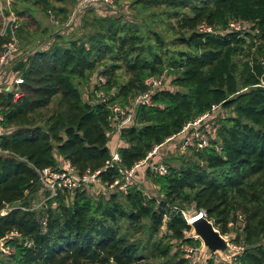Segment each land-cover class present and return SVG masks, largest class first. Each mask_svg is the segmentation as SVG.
I'll list each match as a JSON object with an SVG mask.
<instances>
[{
  "label": "trees",
  "instance_id": "1",
  "mask_svg": "<svg viewBox=\"0 0 264 264\" xmlns=\"http://www.w3.org/2000/svg\"><path fill=\"white\" fill-rule=\"evenodd\" d=\"M22 1L61 17L65 28V5L77 0ZM114 6L102 15L87 11L71 33L57 31L45 50L20 60L21 97L0 92V127L8 132L0 137V241L12 249L0 252V264H190L184 246L201 242L186 236L189 210L203 212L222 236L235 233L231 243L242 251L232 264H264V0H135L128 9L151 11L141 23ZM232 21L247 28L230 31ZM5 34L0 45L10 40ZM96 74L104 79L99 87ZM161 76L169 87L118 130L122 145L112 162V106L126 108L145 80ZM89 85L94 96L85 100ZM216 105L232 115L217 119L209 148L149 159L166 166L164 176L143 166L126 194L94 198L84 190L48 199L41 192L44 201L35 203L38 171L67 161L76 174L100 171L110 184ZM141 170L157 197L144 192Z\"/></svg>",
  "mask_w": 264,
  "mask_h": 264
},
{
  "label": "built area",
  "instance_id": "2",
  "mask_svg": "<svg viewBox=\"0 0 264 264\" xmlns=\"http://www.w3.org/2000/svg\"><path fill=\"white\" fill-rule=\"evenodd\" d=\"M114 3L115 0H77L69 15L68 22L65 25L67 30L66 32L73 29L78 23L79 19L87 11L94 10L95 13L99 15H102L101 13L105 11H115ZM55 23L57 24V21H55ZM5 28L3 35L7 30H9L10 40L8 43L2 45V52L0 53V92L11 93L14 100H16L21 97L19 85L22 84L23 80L20 73L18 71H10L9 82L5 86H3L2 79L8 63L13 61L14 58L19 55L16 36V32L19 28L17 19L12 17L7 22ZM246 28L247 26L240 21H232L228 25V29L230 31L237 33H242ZM200 30L211 32L210 28L203 26L200 27ZM62 34H64V32H62ZM46 48L47 46L45 49ZM20 58L21 57H19L18 60H22L24 62L27 59V57H24L23 59ZM93 81L97 87L104 84V79L99 77L97 74L94 75ZM170 81L171 80L166 78V76H161L159 79L153 77L148 78L144 82L146 90L136 95L126 108H121L117 105L112 106L113 122L116 128L119 130L122 127L132 126L136 109L140 106H152V96L155 94V92L169 87ZM97 98H99L101 101H105L104 95L101 92L97 93ZM225 110L226 109H223L221 105L212 106L209 112L186 124L180 133L170 137L162 145L154 147L146 159L135 164L131 169H120V177L110 184L101 182L98 177L100 171H96L94 173L87 171L82 175L76 174L74 169L67 161L62 162L58 170H52L49 168L40 170L38 171L39 182L41 186L40 193L46 192L48 194V199L54 198L59 193H73L75 191L84 190H87L94 198H97L101 195L109 196L112 193L126 194L129 188L137 185V169L143 166H148L150 173L155 176H164L166 174V166L162 163L155 164L152 161H149L150 158L155 156L164 157L167 154H186L191 150H203L209 148L211 138L217 125L215 124V121H217V119L225 118ZM208 123L212 126H209ZM6 133L8 132L0 127V137ZM0 154L5 153L0 149ZM117 161H119L118 155L117 153H114L112 162ZM200 247L201 249H205L202 243ZM3 248H5L4 242L0 241V250L5 252ZM237 249L239 250V253H241L242 248L238 247ZM184 251L186 253V257H188L189 254L191 256L194 254V252L196 253V251L191 247L190 249L186 248ZM205 251L207 253L206 249ZM208 255L210 256L211 254ZM236 256L233 257V261L235 260ZM208 260L209 259H204L202 264H208Z\"/></svg>",
  "mask_w": 264,
  "mask_h": 264
},
{
  "label": "rangeland",
  "instance_id": "3",
  "mask_svg": "<svg viewBox=\"0 0 264 264\" xmlns=\"http://www.w3.org/2000/svg\"><path fill=\"white\" fill-rule=\"evenodd\" d=\"M15 1H17V4L13 5V2ZM116 1H117V5L119 7L121 6V8L119 9L121 11L118 10V12H121L122 15H127L129 17L133 15V19L137 23L138 22L141 23L140 20L144 18L146 15H148L149 13H151V11L145 12L141 10L139 7H136V9L133 8V10L128 9L127 7L131 5L135 0H116ZM65 6L69 9V15H70L74 6L71 5L70 3H66ZM25 9H29V11L26 12ZM24 10H25V16H22V17L17 16L16 11L21 13ZM129 11L131 12V15ZM121 14H117V15H121ZM135 15H137V17H135ZM12 17H15L19 23V28L16 32L17 42H18L17 48H18L19 55L16 56L13 61H10L8 65L6 66V71H4V75L2 79L3 86L8 84L9 72L14 71L15 67L19 63L18 62L19 57H21L20 59H23L24 57H27L34 51L45 50L47 43L51 41L52 35L56 34L57 31L59 30H60L59 32L63 31L64 32L63 35L68 34L69 32L68 31L67 33H65L67 31L66 28H63L62 24H60L59 19H61V17L54 19L55 21L58 20L56 24L55 21L53 20L55 15L53 14H49V16L47 14L45 15L41 13L37 8H32L29 3H24L22 0H19V1L18 0H0V36L6 35V34L3 35L4 28L7 22ZM80 20L81 18L79 19V21ZM73 34L74 32H72V34H70L69 36ZM1 52H2V45H0V53ZM166 78L168 77L166 76ZM82 92L84 94L85 100H87L89 96H94L93 90L90 85L87 87H83ZM95 99H96V94H95ZM229 115H232L231 110H225L224 117L227 118V116ZM215 124H218V121H215ZM208 125L212 126L209 123ZM139 181L140 183L143 182L142 184H145L144 192L146 193L147 196L149 197L158 196L156 190L153 189L154 188L153 184L147 179L145 170L140 171ZM39 201L40 202L44 201V196L41 193H39V195L37 196V201H35V203H38ZM197 213L199 212L194 211V210H189L184 213V216L187 219V222L189 224L191 223L190 221L192 217L196 216ZM1 214H5V212H2ZM186 236L187 237L195 236L193 233V229H192V232L187 233ZM234 237H235L234 232H232L228 236H223L224 240L228 243V247H229L226 253L217 252L216 254L209 256L208 255L209 253L208 252L206 253L205 249H201L200 247L198 250L195 249L196 253L194 252L193 255L190 256L189 254L188 257H186L185 256L186 253L184 250L186 248L190 249V247L184 246L183 257L184 259L188 260L190 264H202L204 259L210 260L212 258L216 261H220L222 264H232L233 257L239 253V250L237 249L238 247L234 246L231 243V239H233ZM3 250L5 252H3L2 250H0V252L3 253L5 256H8L12 252V249L10 248H3Z\"/></svg>",
  "mask_w": 264,
  "mask_h": 264
},
{
  "label": "water",
  "instance_id": "4",
  "mask_svg": "<svg viewBox=\"0 0 264 264\" xmlns=\"http://www.w3.org/2000/svg\"><path fill=\"white\" fill-rule=\"evenodd\" d=\"M190 222V226L192 227L193 233L195 235L194 237L199 239L209 254L213 255L217 252H227L229 248L228 243L215 229L212 222L207 220L203 212L197 213ZM104 258H107V256H104Z\"/></svg>",
  "mask_w": 264,
  "mask_h": 264
},
{
  "label": "crops",
  "instance_id": "5",
  "mask_svg": "<svg viewBox=\"0 0 264 264\" xmlns=\"http://www.w3.org/2000/svg\"><path fill=\"white\" fill-rule=\"evenodd\" d=\"M112 137L113 138H112V141H111V144H110L112 148L110 147V149H111V151L113 153H116L117 148L122 145V142L119 140V131H118V129H115V132L113 133V136ZM61 163L62 162H60V164Z\"/></svg>",
  "mask_w": 264,
  "mask_h": 264
},
{
  "label": "bare ground",
  "instance_id": "6",
  "mask_svg": "<svg viewBox=\"0 0 264 264\" xmlns=\"http://www.w3.org/2000/svg\"><path fill=\"white\" fill-rule=\"evenodd\" d=\"M195 217V216H194Z\"/></svg>",
  "mask_w": 264,
  "mask_h": 264
}]
</instances>
